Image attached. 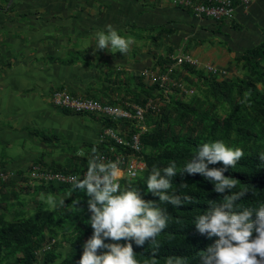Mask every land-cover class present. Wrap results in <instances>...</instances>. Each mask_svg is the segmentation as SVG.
Returning <instances> with one entry per match:
<instances>
[{
    "label": "crops",
    "instance_id": "crops-1",
    "mask_svg": "<svg viewBox=\"0 0 264 264\" xmlns=\"http://www.w3.org/2000/svg\"><path fill=\"white\" fill-rule=\"evenodd\" d=\"M219 23L197 19L172 0H0V171L11 173L7 185L15 188L39 161L61 167L87 157L110 126L105 117L54 106L55 90L109 104L143 98L157 50L181 41L200 60L226 68L264 39V0L237 4L233 19ZM108 25L134 40L127 55L95 49ZM161 26L171 33L154 42L140 31ZM212 36L215 42L206 46ZM70 51L81 52L83 60L65 62Z\"/></svg>",
    "mask_w": 264,
    "mask_h": 264
},
{
    "label": "trees",
    "instance_id": "trees-1",
    "mask_svg": "<svg viewBox=\"0 0 264 264\" xmlns=\"http://www.w3.org/2000/svg\"><path fill=\"white\" fill-rule=\"evenodd\" d=\"M158 30L159 36L171 33L170 29L163 26L158 27ZM146 36L152 42L157 40L155 35ZM67 54L68 57L64 60L67 63L83 60L81 52L70 51ZM155 58V64L160 66V71L170 61L166 54ZM233 60L242 62L251 74L249 80L243 81L247 94L244 99L236 101L221 89H225L229 83L226 76L221 78L222 80H218L213 75H208L211 79L206 77L207 85L214 92L215 99L220 101L219 98L224 95L228 102L222 121L200 111L194 105L177 99L170 90L181 91L178 86H168L165 93L158 82L146 85L143 83V86H146L144 97L135 101L130 100L142 105L148 98L154 99L156 91H159L158 96L164 101V106L157 111L149 110L145 113L148 129L141 135V153L145 169L134 179H122L121 185L130 183L138 186L143 198L158 202L157 196L147 192V178L153 166L162 170L170 161H175L178 172L173 177L171 192L181 197L188 195L191 198L190 202L183 201L184 204L177 207L166 202L161 205L170 215L168 228L157 238L160 244L156 253L157 264H165L169 256L183 258L186 264H200V251L217 239V237L208 238L201 235L196 230L195 218L207 210L209 203L223 202V195L227 194V190L223 194L217 193L214 191L213 183L203 175L188 174L179 170L192 159L200 145L217 140L218 134L221 133L228 139L227 145L240 147L245 154L235 168L229 167L224 172V175L238 179L237 188L233 191L247 190L245 196L236 202L237 209L243 207L255 209L264 204V159H262L264 157V39L235 56ZM182 66L190 75L202 77V73L206 74L193 66L187 64ZM177 71L180 70H175L174 74ZM257 83L262 85L260 89ZM120 123L124 127L128 125L113 121H110L109 125L117 126ZM231 132H235L234 139H229ZM45 139L56 140L58 136H47ZM93 149L100 152L105 147L101 144L96 145L89 150L87 157L72 159L67 166L54 167L39 162L42 166L53 170L80 172L88 166ZM209 167L222 168L223 165L217 163ZM7 182L8 180L1 182L0 189L4 190ZM181 183L188 185L181 187ZM25 187L26 191L31 188L33 193L42 195L43 199L55 201L56 206L49 207L46 202L39 200L35 204L34 212L25 215L24 211L18 208L23 205L18 194H14V198L19 201L13 203L8 200V193H0V264H37L39 261L37 251L51 239L56 241L49 250L42 252L41 263L56 264L60 261V264H75L83 251V243L92 234L91 225L88 223L91 213L86 203L88 199L86 192L79 189L72 191V184H41ZM70 192L71 194L66 196ZM62 196H66L64 205L59 204ZM76 198L80 201L78 208L72 205V200ZM151 247L147 242L143 246H137L133 242L136 258L142 264L144 262L151 264Z\"/></svg>",
    "mask_w": 264,
    "mask_h": 264
},
{
    "label": "clouds",
    "instance_id": "clouds-1",
    "mask_svg": "<svg viewBox=\"0 0 264 264\" xmlns=\"http://www.w3.org/2000/svg\"><path fill=\"white\" fill-rule=\"evenodd\" d=\"M132 44L131 37L120 35L108 25L105 31L97 34L95 49L127 55ZM244 155L242 148L217 139L200 145L192 159L179 170L203 175L213 183L217 193L223 194L227 190L223 202L209 203L207 210L195 218L196 230L201 235L217 237L200 251V264H264V204L255 209L243 207L238 210L236 202L245 196L247 190L233 191L238 179L224 175L227 168H235ZM217 163H222L223 167H209ZM177 172L175 161H170L162 170L153 166L146 189L159 201L145 199L138 186L121 185L124 176L119 161L104 162L93 149L83 178L80 175L71 177L72 191L79 189L88 196L86 203L91 213L88 223L92 228L75 264H142L136 258L133 242L137 246L149 243L152 246L151 264H157L156 253L160 246L157 238L168 228L170 215L161 205L166 202L177 207L183 205V201H191L188 195L181 197L171 192ZM187 185L180 184L181 187ZM66 196L60 198V205L65 204ZM79 202V198L73 199V207L78 208ZM122 240L124 243H120ZM165 264H186V261L169 256Z\"/></svg>",
    "mask_w": 264,
    "mask_h": 264
},
{
    "label": "built area",
    "instance_id": "built-area-1",
    "mask_svg": "<svg viewBox=\"0 0 264 264\" xmlns=\"http://www.w3.org/2000/svg\"><path fill=\"white\" fill-rule=\"evenodd\" d=\"M252 1L254 0H172V4L188 9L197 19L209 18L217 22H230L237 4L247 6ZM171 58L176 65L187 64L219 79L227 75L225 68L211 62H204L190 52L176 53ZM170 71L171 68H168L167 71L158 74L147 70L145 77L158 82L165 93L168 86H178L186 94L193 92L191 88L173 81L169 76ZM157 100V98H148L142 105L130 100L109 104L95 98L71 94L66 89H58L51 94V102L56 107L77 114L102 116L113 122L128 124L123 128L119 124V126H105L98 136V143L105 149L96 152L104 159V162L119 161L123 170V179H134L145 169L141 153V135L148 129L145 113L160 109ZM86 169L80 172H63L33 164L26 170L23 182L25 181L24 184L27 186L72 184L71 177L80 175L83 178ZM10 175L11 173L0 171V182L6 181ZM55 241L51 239L37 253L49 250Z\"/></svg>",
    "mask_w": 264,
    "mask_h": 264
},
{
    "label": "rangeland",
    "instance_id": "rangeland-1",
    "mask_svg": "<svg viewBox=\"0 0 264 264\" xmlns=\"http://www.w3.org/2000/svg\"><path fill=\"white\" fill-rule=\"evenodd\" d=\"M219 22V21H218ZM222 23H219V25ZM146 34H151V35H156L157 39H160L159 33L160 31L158 28L155 30H144ZM133 33L140 32L139 30L134 29L131 31ZM143 32V31H141ZM132 33V34H133ZM143 34V33H142ZM216 34V33H215ZM164 35V37H167L166 34H161ZM213 39L209 38L206 41V46H208V43L215 42V36H212ZM211 39V40H210ZM150 44V43H148ZM220 44L223 45V40H220ZM168 45V44H167ZM166 45V46H167ZM159 51V53H157ZM157 55H164L166 54L168 56V59L170 60L168 65L164 66V69L160 71V66L155 64V60L153 62V65L149 67L148 71L154 72L161 74L165 71H167L168 68H171V71L169 72L170 78L177 82L181 83L183 86L186 88H191L193 90L192 93L186 94L183 91H174V89H171V94H173L177 99L181 100L182 102L194 105L197 109L200 111L210 115L214 116L215 119L222 121V119L225 117V111L228 108V102L225 100V96L223 95L222 98H219L220 101H217L215 99V96L213 95L214 92L211 91L207 85L206 82V77L211 79L208 74L202 73V77H196L193 75H190L186 69L182 65H176L174 61L172 60L171 56L175 55L176 53H182V52H190L189 47L186 45L185 42L181 41L178 43L176 47H173L172 45L167 46V48L159 49L157 50ZM161 52V53H160ZM218 66V65H217ZM227 67L226 72V79L229 80V83H227V86L224 88H221L225 90V92L228 94V96L232 99H235L238 101L239 99H244L246 95L245 91V86L243 84V81L249 80L251 78L250 72L245 68V66L242 65V62H234L232 59V62L230 65H226ZM175 70H180L177 71L175 74ZM187 78V79H186ZM218 80H222L219 79ZM147 82L151 84L153 81L147 79ZM147 83V84H148ZM257 87L260 89L262 85L260 83H257ZM156 95L154 96L158 100V104L160 105V108L164 106V101L161 99V97L158 96L159 91H156ZM229 139H234L235 138V132H231L229 134ZM216 139H221L225 143L228 142V139H226L225 136H223L221 133L218 134ZM25 181L23 182V179L21 178V181H19L18 185L13 188V186H6L7 188L4 189V193H8V200L11 202L15 203L18 202L19 200L25 204L28 201H34L33 206L37 203V201L41 200L44 201L48 204L49 207L53 206V202L50 199H43L41 198L40 194L33 193L32 189H28L26 191V184H24ZM28 188V187H27ZM14 194L19 195V200L14 198ZM35 207L33 208H26L24 211L25 215H30L34 212Z\"/></svg>",
    "mask_w": 264,
    "mask_h": 264
}]
</instances>
